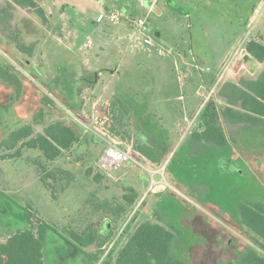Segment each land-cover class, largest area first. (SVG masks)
Returning a JSON list of instances; mask_svg holds the SVG:
<instances>
[{"label":"rangeland","instance_id":"374dc122","mask_svg":"<svg viewBox=\"0 0 264 264\" xmlns=\"http://www.w3.org/2000/svg\"><path fill=\"white\" fill-rule=\"evenodd\" d=\"M39 1L44 22L19 7L3 18L7 32L19 30V40L33 45L32 55L0 31V63L30 76L53 101L57 112L44 110L35 133L59 116L79 139L50 161L38 149L3 159L15 150H0V237L22 228L18 215L30 210L54 229L43 243L45 264H88L71 233L93 235L95 242L82 248L101 250L96 264H104L149 220L179 233L174 247L182 264H237L228 240L242 250L256 235L227 214H236L240 201L264 200V122L221 120L222 145L194 142L192 134L203 129L204 108L226 105L218 93L225 81L256 77L239 60L247 40L264 39V0H146L147 13L121 0L109 8L146 17L151 46L131 37L123 19L97 21L90 0ZM24 82L22 99L11 103L0 84V139L39 112L38 88ZM190 91L195 98L184 105L180 97ZM110 143L140 165L100 169L98 157ZM149 146L160 163L139 157L137 149ZM129 188L138 197L132 204L124 198ZM198 211L210 222L202 225L225 232L218 245L209 243L216 256L198 254L203 237L188 223Z\"/></svg>","mask_w":264,"mask_h":264},{"label":"trees","instance_id":"16d2710c","mask_svg":"<svg viewBox=\"0 0 264 264\" xmlns=\"http://www.w3.org/2000/svg\"><path fill=\"white\" fill-rule=\"evenodd\" d=\"M120 1L105 0L104 11L109 12L111 7H115L117 3H121ZM125 1L134 2L133 8L147 13L137 4L136 0ZM14 7L31 10L36 18L43 22L46 20L45 10L39 0H6V3L0 6V24L4 23L3 18L6 19L7 13L11 14L10 19L12 18L10 10H13ZM121 9L126 10L125 8ZM127 15L131 16L130 13ZM5 23L0 26V31L8 42L13 43L19 52L32 55L33 45H25L19 40V30L7 32ZM2 51L4 52V50ZM246 54L248 55L247 60L262 66L261 70L255 78L249 79L240 76L237 81H225L220 86L218 93L221 98L225 99L226 105L220 108L210 105L202 110L203 121L200 126L203 129L192 134L193 141L224 144L227 138L219 123L221 120L242 124L264 122V42L262 37L250 38L245 42L243 55L239 62L244 61L243 56ZM24 81H29L38 88L40 109L33 116V123L20 125L9 131L4 139H0V150H15L13 153L1 154V158L19 157L23 148H32L38 149L45 160H54L78 141V130L71 123L56 116V120L46 124L41 132L35 133L33 125L42 123L41 118L44 110L57 112L54 103L50 96L32 81L30 76L20 74L13 65L0 63V84L5 89L7 103H11L13 98L16 100L15 102L22 99L27 89ZM13 106H17V104ZM136 152L141 158L152 163L158 164L162 160V157L157 156L156 151H152L150 146L149 150L138 148ZM129 190L131 194H125L124 198L128 204H132L138 197L132 188ZM237 215L239 222L256 235L253 245L247 244L236 253L237 264H264V200L240 201ZM18 217L25 220V225L0 237V264H45L43 243L47 233L54 229L42 222L30 210L19 214ZM106 226L109 228L108 225ZM177 236L179 233L170 230L166 225L146 220L134 229L117 252L114 260L106 259L104 264H182L174 247V240ZM70 237L78 242V246L75 247L82 253V258L84 257L88 264H96L99 261L102 256L101 250L89 254L82 248L95 242L93 235L82 236L71 233Z\"/></svg>","mask_w":264,"mask_h":264},{"label":"built area","instance_id":"2783aa9c","mask_svg":"<svg viewBox=\"0 0 264 264\" xmlns=\"http://www.w3.org/2000/svg\"><path fill=\"white\" fill-rule=\"evenodd\" d=\"M103 15H105V18L111 19L115 22H118L119 19H123V21L127 22V24L134 29L131 37H136L139 42L145 46L153 45V39L148 35L146 17L137 16L135 18H130L129 15L121 10L113 9L109 12L99 13L97 21H101L100 19ZM127 164L140 165V160L137 156L134 157L128 150L113 143L108 144L98 157V167L103 171L116 170Z\"/></svg>","mask_w":264,"mask_h":264},{"label":"flooded vegetation","instance_id":"af4514ba","mask_svg":"<svg viewBox=\"0 0 264 264\" xmlns=\"http://www.w3.org/2000/svg\"><path fill=\"white\" fill-rule=\"evenodd\" d=\"M154 213V212H153ZM226 215V214H225ZM229 215V217L233 218L234 222L239 226H243V224H241L238 220V218L236 217L237 215V211L236 214L234 215ZM225 218V216H224ZM160 222V221H159ZM162 223V222H161ZM189 224H194V228L198 229L200 232L199 235L201 237H203V242L198 243L197 246L200 248L199 251V255L200 256H205L207 254H209V256H216V253H214V251H208V247H209V243H213L215 242V244L213 245H218L219 240H220V234L225 233L223 231V229H221L220 227H216V225H202V224H209V221L205 220V216L203 215V213H200V211L195 212L193 214V216L188 220ZM196 224H200V225H196ZM193 226V225H192ZM210 231H216L215 234H209ZM208 236V237H207ZM231 239L228 240V244L231 245L234 249V254L236 255L237 252H239V248H237V244L231 243ZM236 248V249H235Z\"/></svg>","mask_w":264,"mask_h":264},{"label":"crops","instance_id":"0c3cea01","mask_svg":"<svg viewBox=\"0 0 264 264\" xmlns=\"http://www.w3.org/2000/svg\"><path fill=\"white\" fill-rule=\"evenodd\" d=\"M146 0H136L137 4L140 5L142 8H144L145 10L148 9L146 6H144L143 2H145ZM150 2V0H147ZM166 1V0H165ZM105 0H90V8H93L97 14L95 17H97L99 15V13L102 12L103 8H104V5H105ZM149 5V4H148ZM261 32L263 33V36H264V23H263V27H262V30ZM257 37V36H255ZM261 37V36H259ZM263 39V38H262ZM248 41V40H247ZM263 42H264V39H263ZM248 59V56L246 59H243L244 61L242 62V65H243V68H241V70L243 71H247L249 70V73L250 71L253 72L254 75H257L259 73V71L261 70L262 66L261 65H257L255 64L253 61H250V60H247ZM247 68V69H246ZM239 70V72L241 71ZM189 95H185L184 97L181 96L180 98L184 99V105L187 104V102H191L194 98H195V93H193L192 91L188 92ZM197 96V95H196ZM191 100V101H190ZM186 103V104H185ZM189 111V110H188ZM189 113V112H188ZM197 112H195L196 114ZM189 115V114H188ZM195 116V115H194ZM195 142V141H194ZM126 149V148H125ZM140 157V156H139ZM143 159V158H142Z\"/></svg>","mask_w":264,"mask_h":264},{"label":"water","instance_id":"95a60500","mask_svg":"<svg viewBox=\"0 0 264 264\" xmlns=\"http://www.w3.org/2000/svg\"><path fill=\"white\" fill-rule=\"evenodd\" d=\"M247 56H248V55L246 54V55H244V56H243V58H244V59H246V58H247ZM108 226H109V225H108Z\"/></svg>","mask_w":264,"mask_h":264}]
</instances>
